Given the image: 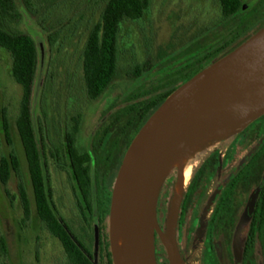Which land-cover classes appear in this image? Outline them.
<instances>
[{"label": "rangeland", "instance_id": "rangeland-1", "mask_svg": "<svg viewBox=\"0 0 264 264\" xmlns=\"http://www.w3.org/2000/svg\"><path fill=\"white\" fill-rule=\"evenodd\" d=\"M240 1L242 7L234 15L223 17L218 0H149L140 18L121 22L115 74L95 99L86 93L82 53L107 0H15L17 19L0 15L1 29L29 34L42 55L32 88L31 112L37 135L43 137L45 176L58 216L86 247L92 248L96 239V213L89 215L80 205L65 164L66 128L77 119L78 153H88L95 190L102 189L110 199L119 162L138 129L136 118L142 106L157 102L190 72L203 68L218 53L264 25V0ZM48 36L55 41L49 43ZM20 99L21 87L11 75L10 55L0 47V159L14 152L20 162L17 175L12 174L6 184L0 182V237L6 244V252L0 250V264H67L59 240L34 211L15 128ZM2 110L8 118L10 143L1 129ZM252 154L257 155L253 170L236 183L231 199V215L244 217L249 197L264 172V114L244 127L208 139L185 160L184 167L191 172L188 179L196 173V180L192 210H188L176 240L181 246L182 264H217V246L226 245L234 230L246 232V224L236 228L227 224L226 218L219 225L216 221L210 227L211 236H206L215 191L225 187ZM174 175H179L176 166L170 167L164 180ZM19 183L24 184L30 200L26 220L17 190ZM174 187L164 186L159 200L163 212L160 228L164 231L169 208L179 200ZM257 231L264 239V226ZM154 245L156 259L161 263L167 255L156 238Z\"/></svg>", "mask_w": 264, "mask_h": 264}, {"label": "water", "instance_id": "water-1", "mask_svg": "<svg viewBox=\"0 0 264 264\" xmlns=\"http://www.w3.org/2000/svg\"><path fill=\"white\" fill-rule=\"evenodd\" d=\"M264 114V25L175 87L130 140L110 193L107 237L112 264H157L155 236L169 264H182L176 238L177 205L167 230L156 200L172 160L195 142L248 125ZM254 196L249 202L251 208Z\"/></svg>", "mask_w": 264, "mask_h": 264}, {"label": "trees", "instance_id": "trees-1", "mask_svg": "<svg viewBox=\"0 0 264 264\" xmlns=\"http://www.w3.org/2000/svg\"><path fill=\"white\" fill-rule=\"evenodd\" d=\"M218 1L223 17L234 15L242 7L240 0ZM148 5L149 0H107L101 11L99 20L94 24L86 38L82 53L83 79L87 96L90 99L98 97L115 74L117 33L121 22L125 19L134 20L140 18ZM0 15L17 19L18 12L15 0H0ZM244 39L236 42L223 52L218 53L216 58L234 48ZM54 41L55 38L50 39L48 36L49 43ZM0 47L9 53L11 58V75L21 87V99L18 116L15 120V128L26 162L34 211L37 217L46 229L59 240L67 264H112L107 237L109 197H106V193L104 194L102 189L99 192L95 190V180L93 179V175L91 176L88 164L90 163L88 153H78L75 145V136L78 131L77 119L74 120V124L71 127L66 128L63 147L66 154L65 164L70 171L80 205L85 209L87 214L90 215L92 211L96 213V239L93 241L92 248L86 247L72 233L69 226L58 216L51 200V191L45 176V163L43 161V137L37 135L31 112L33 83L42 58L37 44L27 33L0 28ZM197 71L190 72L185 80ZM175 87L177 86L166 90L157 102L150 105L146 103L142 106L136 118L138 128ZM1 129L7 142L10 143V130L5 110H2L1 114ZM19 170L20 162L14 152L3 155L0 159V182L6 184L10 176L14 173L17 175ZM17 190L21 201L23 218L26 220L30 215V200L23 183L18 184ZM262 197L264 198V184L260 191V201ZM255 214L262 216L263 209L259 206L255 210ZM177 229L176 220V231ZM155 238L159 241L157 236ZM176 240L178 239L176 238ZM160 246L162 247L161 243ZM177 247L182 257L181 246L178 245ZM162 249L165 251L163 247ZM0 250L6 252L3 236L0 237ZM156 263L169 264L166 256L161 263L157 258Z\"/></svg>", "mask_w": 264, "mask_h": 264}, {"label": "flooded vegetation", "instance_id": "flooded-vegetation-1", "mask_svg": "<svg viewBox=\"0 0 264 264\" xmlns=\"http://www.w3.org/2000/svg\"><path fill=\"white\" fill-rule=\"evenodd\" d=\"M256 159L257 155L252 154L251 158L232 175V178L227 181V185H225V187L220 190H216L213 195V209L211 210V213L208 217L206 236H211L210 227L213 226L216 221L217 225H219L222 219L227 218L228 221L226 223H229L236 228L239 225H247V229L244 234H239L234 230V233L229 235L228 239H226V241L228 242L226 243V245H221V248L217 246V264H264V239L262 238L263 235L257 231H261L262 227L264 226V198L262 197L261 201L259 198L262 185L264 184V172L262 173L261 180L258 182L249 197L244 217H241L240 215L232 216L230 209L231 199L234 194L233 191L236 183H238V181L240 180H243L249 175V173L253 170ZM175 178L176 176L174 175L169 179H165L158 192L155 210L159 227H161V220L163 217V212L161 211L159 204L160 196L162 195V188L164 186H175V183H173ZM195 180L196 173L188 179V183H185L186 185L184 184V187L182 189L177 211V239H179L178 236L180 232V225L186 223L188 210H192V206L190 205L195 189ZM253 196V204L250 208L249 202ZM259 206L263 209L262 216L260 214H255V210L259 208ZM260 226L262 227L258 228Z\"/></svg>", "mask_w": 264, "mask_h": 264}, {"label": "bare ground", "instance_id": "bare-ground-1", "mask_svg": "<svg viewBox=\"0 0 264 264\" xmlns=\"http://www.w3.org/2000/svg\"><path fill=\"white\" fill-rule=\"evenodd\" d=\"M228 131H219V132H214L211 133L208 136L203 137L202 139H200L199 141L195 142L186 152L176 156L172 162H171V167L172 166H176L178 168L179 171V175L177 177L176 183H175V187L174 190L176 192V194H179L183 188V185L185 184L186 180L188 179L190 170L189 167H184V162L187 159V157L196 149H198L199 147H201L205 141H207L208 139L211 138H216L219 136H222L224 134H226ZM210 141V140H209Z\"/></svg>", "mask_w": 264, "mask_h": 264}]
</instances>
